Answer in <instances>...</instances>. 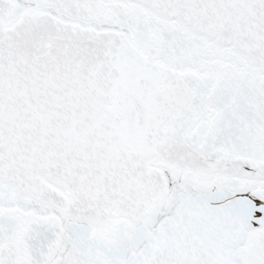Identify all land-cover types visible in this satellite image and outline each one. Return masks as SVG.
Returning <instances> with one entry per match:
<instances>
[{
	"label": "snow or ice",
	"instance_id": "6c2138e0",
	"mask_svg": "<svg viewBox=\"0 0 264 264\" xmlns=\"http://www.w3.org/2000/svg\"><path fill=\"white\" fill-rule=\"evenodd\" d=\"M0 264H264V0H0Z\"/></svg>",
	"mask_w": 264,
	"mask_h": 264
}]
</instances>
